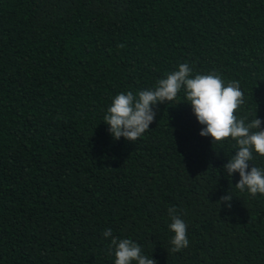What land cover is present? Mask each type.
<instances>
[{"label":"trees","instance_id":"obj_1","mask_svg":"<svg viewBox=\"0 0 264 264\" xmlns=\"http://www.w3.org/2000/svg\"><path fill=\"white\" fill-rule=\"evenodd\" d=\"M181 63L239 81L236 117L264 129V0H0V264H115L112 237L156 264H264V194L235 187L236 140L199 135L183 87L135 141L103 121Z\"/></svg>","mask_w":264,"mask_h":264},{"label":"clouds","instance_id":"obj_2","mask_svg":"<svg viewBox=\"0 0 264 264\" xmlns=\"http://www.w3.org/2000/svg\"><path fill=\"white\" fill-rule=\"evenodd\" d=\"M191 72L187 63H181L178 70L160 79L154 89L142 90L138 97L130 91L117 94L103 120L109 125L108 131L114 139L137 140L155 119L153 105L174 100L183 87L197 121L204 125L199 135H210L216 142L229 137L236 140L238 149L235 155L223 165L229 177L234 172L239 173L240 179L235 187L241 192L247 189L253 197L257 193L264 194V169L252 166L249 170L248 164L253 159V150L264 156V129L260 127L261 119L256 116L247 123L246 118L236 117V109L244 102L239 81H230L225 86L217 73L197 74L190 78ZM232 197L227 191L219 198V203L224 202L230 208ZM168 213L172 221L169 228L174 233L171 250L179 251L189 244L187 226L174 206L168 209ZM103 235L110 237L112 230L106 229ZM111 245L115 249V264H132L133 261L136 264H156L154 258L143 255L141 247L130 239L112 237Z\"/></svg>","mask_w":264,"mask_h":264}]
</instances>
